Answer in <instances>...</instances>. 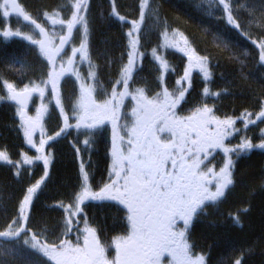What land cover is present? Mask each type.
<instances>
[{
    "label": "snow or ice",
    "instance_id": "obj_1",
    "mask_svg": "<svg viewBox=\"0 0 264 264\" xmlns=\"http://www.w3.org/2000/svg\"><path fill=\"white\" fill-rule=\"evenodd\" d=\"M110 3L109 15L122 24L128 23L126 17L118 12L116 0H110ZM216 3L222 6L224 14L222 18L226 23L235 30H241V24L233 14L232 0H216ZM88 7L89 0H74L73 11L67 20L59 18L58 11L44 13L54 25L58 24L66 31V34L59 37V46L52 49L47 47V30L26 11L21 0H0V14L3 17H9L14 13L17 17H22L23 21L30 22L43 37L36 39L32 35H25L19 28L12 30L0 25V35L3 39L20 38L30 45L39 46L40 53L47 57L51 65V71L47 73L48 79L41 81L43 87L29 80L21 88L14 82L0 79V91L6 90V95L0 94V102H15L26 143L37 153H43L46 144L56 141L70 128L78 130L86 137L82 141L83 147L80 146L78 137L71 142L79 160L77 185L79 192L73 193L72 201L67 207H64L63 202L60 204L68 214L62 235L74 232L75 243L69 240L41 243L40 234H33L30 239L24 238L22 241L20 239L22 233L26 235L27 231H30L22 222L29 220L27 212L34 202V195L50 175L48 171L50 155H38L36 160L43 161V175L26 188V193L18 203L16 218L7 230L0 231V241L4 244L0 249V255L19 258L25 261V264H38L33 255L54 264H163L165 257L167 264H206L205 255L193 252V246L188 242V234L195 218L206 214V207L210 203L216 204L221 201L226 195V190L234 185L233 173L237 161L242 156H248L253 149L264 150V129L261 130L260 143H253L247 136H242L240 142L233 147H228L224 143L227 138L241 132V128L236 127L237 120L243 123L244 128L256 124L258 120H264V103L261 104L258 114L245 110L236 118L221 119L215 116L213 109L207 105L196 107L190 115H178L176 109L184 101L191 86V70L198 68L203 72L206 81L211 79V74L206 67L208 58L199 56L191 49L185 51L188 40L183 33H177V30H173V38L169 41L168 30L165 28L163 35L168 41L165 47L177 48L188 57V67L184 70L183 76L176 81L178 88L169 92L163 87L162 91L152 98L145 94L143 88L135 89V93L127 91L117 93L113 89L110 99L98 102L93 96L96 88L91 85L85 88L82 85L79 103L73 108L76 123L68 122L70 117L64 112L59 99H56V105L59 106L63 118V126L46 139L42 136L37 145L33 137L38 129L43 132L44 125L41 121L48 109L45 104H41L36 109V115L30 116L26 111L28 102L34 93L44 100L45 90L49 85L51 97L55 98L60 79L69 73L76 74L63 66L59 72L56 71V57H61L64 46L71 44L74 30L79 32L80 43L79 47L71 48V56L67 63L69 65L76 63L79 54V62L87 61L89 67H93L88 56L89 23L85 15ZM139 8V19L130 21L131 27L126 33L130 46L127 64L122 67V78L116 81L125 89L129 88V81L133 79V69L138 66L137 58L140 53L137 46L140 39L136 34L141 31L145 11L151 10L149 0H139ZM257 26H261L259 21ZM177 34L181 40L175 39ZM241 35L246 39L250 38V33L241 32ZM251 43L259 50V62L264 64V37L251 39ZM247 54L245 51V55ZM153 55L167 71L168 64L163 57L156 55V49H153ZM240 63L243 64V61ZM88 76L95 80V71H90ZM159 79L161 78L158 77ZM203 93L220 95L210 93L208 87L203 89ZM118 96L120 99H117ZM127 96H131L136 102V106L131 110L133 120L130 125L120 124L118 114L123 98ZM253 115L255 119H252ZM106 123L113 126L109 181L98 190H93L89 183L90 171L87 164L90 163L95 136L102 133ZM216 149L224 153V162L218 171L214 166H209L215 159L213 153ZM0 162H5L13 168L17 163L10 158L6 150H0ZM23 163L32 165L34 161L26 157ZM261 187H264V182ZM85 201L97 203L116 201L127 209L130 231L127 235L117 238L114 259L106 256V246L97 237L96 229L86 226L81 230L78 227L80 221L74 220V217L82 212L80 205ZM241 211L247 212L248 209L244 208ZM231 218L235 224H241L238 214ZM84 222L87 223L86 219ZM178 222H182V225ZM243 256L244 252H241L233 264H242Z\"/></svg>",
    "mask_w": 264,
    "mask_h": 264
},
{
    "label": "trees",
    "instance_id": "obj_2",
    "mask_svg": "<svg viewBox=\"0 0 264 264\" xmlns=\"http://www.w3.org/2000/svg\"><path fill=\"white\" fill-rule=\"evenodd\" d=\"M241 1L250 6L245 15L249 16L247 20H252V23L247 30L238 31L229 26L225 19L215 21L200 14L188 0H156L163 20L161 35L167 28L170 35L168 39H171L173 30H177V33H183L188 40L185 51L191 49L199 56L208 58L206 67L211 74V79L206 81L203 72L198 68L191 70V86L182 101L180 116L190 115L196 107L204 105L212 108L213 114L221 119L240 117L245 110L259 113L261 104L264 103V64L259 62V50L251 43V39L264 37V0ZM21 2L33 18L45 16V12L58 11L59 18L67 20L73 11L74 0H21ZM90 3L92 6L89 11L91 13L89 20L94 21V24L89 25V28H92V36L88 37V41L90 46L92 42H96L97 47L104 54V57L95 55L91 60L92 64L104 67L106 73L110 65H113L116 77L120 80L121 76L118 73L127 64L128 50L125 51L124 46L120 45L122 36L119 22L117 19L109 22L113 18L109 15L110 0H92ZM116 8L125 17L132 19L139 17V0H116ZM86 18L88 20V14ZM257 21L261 26H257ZM94 29H97L99 33L93 32ZM241 32L250 33V38L246 39ZM175 39L181 40V37L177 34ZM154 40L152 37L146 41L156 45L161 44L158 39ZM162 40L161 47H164V51L155 47L156 55L157 49L160 50L168 64V70H164L159 60L155 61L153 45L148 43L145 44V53H142V62L146 66H154L152 68L154 73L150 75V78L157 80L158 77L163 76L164 79L166 78L163 81L164 85L169 92H172L175 90L173 86L176 85L172 78L182 77L189 62L184 52L178 49L177 51L167 49L165 44L168 41ZM75 43L74 40L72 45ZM181 46H183L182 41ZM15 48L14 56L11 55L10 47H7L5 53L0 55L2 74H8L11 77L17 75L20 81L24 80L25 76H34L39 63L37 53L23 40H16ZM14 59H16V68L10 67ZM6 61L8 64H5ZM240 61H243V64ZM138 86L141 87L140 84ZM205 87L209 88L210 93H220V95H205L203 93ZM74 96H76L75 93L70 95L72 98ZM252 119H255V115ZM236 127L241 128V132L231 137L233 141L226 139L224 142L226 146H235L242 136H250L253 143L262 142L260 137L261 130L264 129V120L257 121L256 124L249 125L247 128H244L243 123L237 120ZM218 152L219 160L223 164L224 153L220 149ZM233 174L234 185L226 191L225 197L216 204L210 203L205 209L206 214L195 218L188 234V242L193 246L192 250L195 254H203L207 257L206 264H233L241 252H244L242 264H264V187H261L264 182V150L253 149L248 156H242L237 161ZM64 177L68 180L67 184L71 183L70 174ZM31 179L20 180L21 185L16 183L14 188L29 187ZM0 183L5 185V190L11 189L6 179L0 180ZM4 194L0 196L9 206V195ZM24 194L21 193L20 197L14 199L17 205ZM39 194L34 195L35 201L42 200ZM17 195L18 193L15 196ZM81 208L83 213L88 214V223L85 224L84 220H80L81 223L78 225L80 229L92 223L93 215L89 203L83 204ZM244 208L248 211H241ZM237 214L241 221L240 225L235 224L231 218ZM99 217L104 219L107 216L104 212L103 215L99 213ZM25 228L29 229V226ZM32 233L34 231H27L26 235L22 233L21 236L30 239ZM3 247L4 244L0 241V249ZM248 249L251 251H247ZM33 259H35L34 255ZM0 264H25V261L10 255H0Z\"/></svg>",
    "mask_w": 264,
    "mask_h": 264
},
{
    "label": "flooded vegetation",
    "instance_id": "obj_3",
    "mask_svg": "<svg viewBox=\"0 0 264 264\" xmlns=\"http://www.w3.org/2000/svg\"><path fill=\"white\" fill-rule=\"evenodd\" d=\"M43 17L44 16L40 17V19H43ZM21 19L23 18L17 17L14 13L11 14L9 17H3L2 14H0V25H3L5 28H11L12 30H16L17 28H19L18 24L16 23V20ZM126 19L127 21H129L128 23L122 24L118 21L122 36V41L121 43L119 41V43L120 45L124 46L125 51H129V38L127 37L126 33L131 27L130 21L137 20L139 19V17L137 19L126 17ZM115 20V18H112L109 22H114ZM88 23L89 25H93L94 21L88 20ZM42 26L45 27L48 32L47 47L51 48L55 39L52 40L49 29L44 25ZM50 26L52 27V29L54 27H57V25H54L52 22ZM32 29L34 30L33 33L31 32L30 26L29 28L24 27V31L28 30L29 35L34 36V38L36 39L40 38L41 36L39 35V30L35 28ZM60 29L63 31L62 27H60ZM91 29L92 28H89V38H91L92 36ZM93 32H98V30L94 29ZM74 35L75 37L72 40V42L74 40L76 41L74 46L72 45V42L70 45H66L68 46L67 51L63 55H61L63 59H61V57H56L57 72H59L61 70V66H63V68L72 70L76 73L75 75L69 73L63 76L60 79L59 87L56 92V98L59 99L60 105H62V99L68 100L67 103H64L63 109L64 112L70 117L68 121L70 124L76 123V120L73 118L72 108L74 107H72V104L76 101L78 97H81L82 85L85 88L90 85L96 88V92L93 93V96L97 99L98 102H102V100L104 99H110L113 89H115L117 93L124 91L135 93V89L143 88L145 89V93H147L146 95L149 98H152L156 95V93L161 92L163 87H166L163 82L164 80H166V78L164 79L163 76H161V79L159 80H153L150 78V75H152L154 72L152 71L151 65L146 66L145 63H141V65L144 67L146 74H144L143 77L137 78V80L134 78L129 81V88L127 89H125L122 84L116 83L118 79L114 72L113 65H110L107 73L104 67H98L92 64L93 67L90 68L89 63L87 61L79 62V54H77L76 57L77 62L72 65H69L66 61L68 57L67 55L70 51L69 56H71V48L79 47L80 43L79 32L76 31ZM150 38H152V35H149L148 31L144 32V36L143 34H141L140 44L138 46L140 52L145 53V44L147 43L153 45V49H155V47H158L156 46V44L146 41ZM16 40L22 41L23 39L12 38L10 40H4L2 35H0V55L2 53H5L7 47H10L12 48L11 55L14 56L16 52ZM26 43L34 49L35 53H37L39 57L37 72L34 74V76H25L23 78L24 80L20 81L17 75L11 77L8 74H2V71L0 70V79L7 80L9 82H14L18 84L21 88L25 83H28L29 80L40 84L41 87H43L44 85L41 83V81L48 79L47 73L51 71V65L49 64L47 57L40 53L39 46L30 45V43L27 41ZM97 45L98 44H96V42H92L90 46L88 41V56L90 61L95 55L97 57H104V54L101 50H99ZM56 47H58V45H54V48ZM160 48L161 46L159 47V49ZM173 50L177 51V48H173ZM15 60L16 59L13 60L14 63H11L14 68H16ZM5 64H8V61H6ZM90 71H95V80L89 78L88 73ZM118 74L122 78V70ZM180 78V76L173 77L172 80L176 82ZM156 81L158 82V85ZM138 84H140L141 87L138 86ZM136 85L138 87H135ZM173 87H175L176 89L179 87V85L176 84ZM74 93L76 94V96H74L73 98L70 97V95ZM0 94L6 95V90L0 91ZM50 99L51 102H49ZM117 99H120L119 96L117 97ZM55 100V98L51 97V88L49 85V87L45 90L44 100H41L38 94L34 93L32 99L28 102V107L26 111L30 116L34 117L36 115V109L40 107L41 104H45L48 109L44 113L41 121V123H43L44 125L43 132L38 129L33 137L37 145L39 139L42 136L46 139L47 136L54 135V133L56 131H59L60 127L63 126V118L62 115H60V109L59 106L56 105ZM182 105L183 102H181L179 107L176 109L178 115H180L179 112H181ZM135 106L136 102L131 99V96L123 98L122 107L119 109L118 113L120 116V124H131L132 119H130V113L132 108ZM16 108L17 105L14 101L0 102V150H6L10 158L13 161L17 162L15 168L5 162H0V180L6 179L8 187L11 186V189L5 190V185L0 183V194L7 193L9 195V206L5 204V200L0 196V228H3L5 226L8 227L12 223L13 219H15L17 216V214L14 213L15 206H17V203H15L14 201L15 195L17 193H26V188L19 187L18 189H15V184L17 183L18 185H21L20 180H29L30 178H32L31 181L33 183L30 182V186L33 185L36 180L42 177L44 172L43 161H37L36 157L38 155H50V164L48 169L50 173L49 178L45 182V184L42 185V188L38 190V193H40L39 197L42 198L40 204L42 206L41 213L43 215L41 216L39 213L34 212V207L38 205V203L33 199L34 202L30 206V210L27 212V214L29 215V220L27 222H22V224L24 227L29 226L31 232L34 231L32 235L40 234L41 243H48L52 241L59 242L61 240H69L75 243L76 234L74 232L69 235H62L64 231V221L66 220V216L65 211L62 207H60V204L61 202H63L64 205V201H62L63 189L75 190L77 193L79 192V189L77 187L79 183V160L77 158L76 153L74 152L71 142L74 140V138L78 137L79 142H81L80 146L83 147L82 141L86 137L83 134H80L78 130L70 128L68 129L66 134H63L56 141H50L48 144H46L43 153H37L34 148L30 147L26 143L24 131L20 127V117L16 113ZM112 131V124L106 123L103 126L102 133L97 134L94 139L93 148L90 153V163L87 164L88 170L90 171L89 183L93 187V190H98L99 187H102L104 183L109 181V173L111 170L112 163ZM231 137L227 139L233 141ZM248 138H250V136ZM117 143H119L118 140ZM218 151L219 149H216L213 153L215 159L212 160V163L209 165L214 166L217 171L223 165L222 162H220L219 160ZM26 157L31 158L34 163L32 165L24 164L23 160ZM85 159L87 160L88 158L86 157ZM17 172L19 173V175H16ZM66 174L71 175V183L69 184H67V178H63V176ZM64 184L65 186H63ZM88 203L91 205V210L93 211L91 226L92 228L96 229L97 237L100 239L101 243L106 246V256L109 259H114L116 255L115 242L117 238L127 235L130 231V225L127 220V209L116 201H108L103 203L88 201ZM7 208L9 209L8 214ZM104 212L106 213L107 217L104 219L103 217L100 218L99 213L103 215ZM178 224L182 225V222H178ZM35 260L38 261V264H54V262L47 261L46 259H39L37 257H35ZM163 264H167V257H165Z\"/></svg>",
    "mask_w": 264,
    "mask_h": 264
},
{
    "label": "rangeland",
    "instance_id": "obj_4",
    "mask_svg": "<svg viewBox=\"0 0 264 264\" xmlns=\"http://www.w3.org/2000/svg\"><path fill=\"white\" fill-rule=\"evenodd\" d=\"M91 1L92 0H89L88 11L85 14L86 17L88 14V20H89V17L91 16V13L89 12L91 9V6H92V4L90 3ZM188 1H190L191 4H193L195 6V8L198 9V12L200 14H203L204 16L209 17L215 21L223 19L222 17L224 14L222 12V6H219L216 3V0H211V2H207V0H188ZM149 3L151 6V10L145 11V19L141 22V31L139 33H137L136 35L139 37V39H141V34H143V36H144V32L148 31V34L152 35V37L155 39V41H157V39H158L161 42V44L157 43V45H156L159 48L161 45H163L162 39H165L164 35H161V31H163L161 29V26L163 25V20L161 18L160 11L158 10V5H157L156 0H149ZM232 7H233L234 16L237 17L238 22L241 24V29L247 30L249 28L250 24L252 23V20H247V17H249V16L245 15V13L248 12V10L250 9V6L244 1L232 0ZM250 14H252V13H250ZM34 19H36L37 23H40L41 25L46 26L50 31V36H51L52 40L55 39L53 41L54 43H53V46L51 48L55 49L54 45L59 46V37H60V35L66 34V31L64 29L62 31L60 29L61 26L58 24H56L57 27H54L52 29V27L50 26L51 21L48 20L45 16L43 17V19H40V18H34ZM16 23L18 24V27L21 31H24V27L29 28V26H30L31 32L32 33L34 32V30L32 28H35V27L33 25H31L30 22H26V21H23V19H21V20H16ZM76 31L77 30H74V32H73V39L75 37L74 34ZM23 33L29 35L28 30H25ZM168 37H170L169 34H168ZM38 39H43V37H40ZM171 39H168V40L170 41ZM138 46H137V48H138ZM67 47L68 46H66V45L64 46V52L61 53V55H63L67 51ZM167 49L173 50V48H171V47H167ZM160 50L164 51V47H161ZM160 50L157 49V55L162 57V53ZM138 52L140 53V55L137 58L138 59V66H135L133 69V79L135 78L136 80H137V78L143 77L144 74H146L144 67L141 65V63H143L142 62V52H140L139 49H138ZM69 55H70V51L67 55L68 56L67 60L70 57ZM155 61H157L156 58H155ZM151 68H154V66H151ZM145 94H147V93H145ZM55 99H57L56 96H55ZM79 100H80V98L78 97L76 99V101L72 104V107L77 106L79 103ZM55 102H56V100H55ZM67 102H68V100L62 99V106L64 105V103H67ZM130 119L133 120L131 113H130ZM62 191H63L62 201H64V207H67L68 204L72 201L73 193H77V192L75 190H70V189H63ZM87 203H88V201H85L83 204H87ZM83 204H81L80 207H82ZM87 215L88 214H86V212L83 213V210H82V212L79 215H77L76 217H74V219L77 221L86 219V221L88 223ZM65 216L67 218V216H68L67 212H65ZM87 227L92 228L91 223L88 224ZM84 228L85 227H83L81 230H83ZM24 238H26V237L21 236V241ZM81 242H82V240H81Z\"/></svg>",
    "mask_w": 264,
    "mask_h": 264
},
{
    "label": "bare ground",
    "instance_id": "obj_5",
    "mask_svg": "<svg viewBox=\"0 0 264 264\" xmlns=\"http://www.w3.org/2000/svg\"><path fill=\"white\" fill-rule=\"evenodd\" d=\"M21 196V193L20 194H18L17 196H15V199H16V197H20ZM37 203H38V205H36L35 207H34V212L35 213H39V214H42L41 213V208H42V206H41V204H40V202H38V201H36ZM42 203V202H41ZM18 206V205H17ZM17 206H15V210H14V213L15 214H17ZM34 206V205H33ZM8 211H9V209L7 208V214H8ZM7 228L8 227H1L0 228V231H3V230H7Z\"/></svg>",
    "mask_w": 264,
    "mask_h": 264
}]
</instances>
